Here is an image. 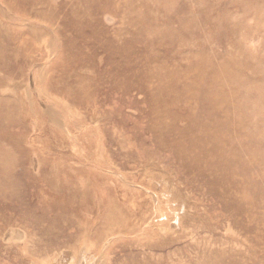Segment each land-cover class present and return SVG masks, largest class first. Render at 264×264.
<instances>
[{"label": "rangeland", "instance_id": "1", "mask_svg": "<svg viewBox=\"0 0 264 264\" xmlns=\"http://www.w3.org/2000/svg\"><path fill=\"white\" fill-rule=\"evenodd\" d=\"M0 264H264V0H0Z\"/></svg>", "mask_w": 264, "mask_h": 264}]
</instances>
